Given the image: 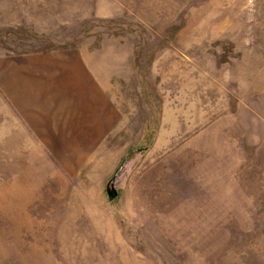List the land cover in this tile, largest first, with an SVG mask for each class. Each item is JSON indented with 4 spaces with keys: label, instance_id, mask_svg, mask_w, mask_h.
Returning a JSON list of instances; mask_svg holds the SVG:
<instances>
[{
    "label": "rangeland",
    "instance_id": "1",
    "mask_svg": "<svg viewBox=\"0 0 264 264\" xmlns=\"http://www.w3.org/2000/svg\"><path fill=\"white\" fill-rule=\"evenodd\" d=\"M0 264H264V0H0Z\"/></svg>",
    "mask_w": 264,
    "mask_h": 264
},
{
    "label": "water",
    "instance_id": "2",
    "mask_svg": "<svg viewBox=\"0 0 264 264\" xmlns=\"http://www.w3.org/2000/svg\"><path fill=\"white\" fill-rule=\"evenodd\" d=\"M125 161V158L122 160V162L119 164L118 168L115 170L114 174L109 179L107 185H106V191L109 199H113L117 196L118 191L114 185V180L116 179V176L119 172V169L122 167L123 163Z\"/></svg>",
    "mask_w": 264,
    "mask_h": 264
}]
</instances>
